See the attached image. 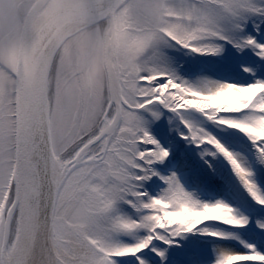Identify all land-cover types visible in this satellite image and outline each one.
Returning <instances> with one entry per match:
<instances>
[{
  "label": "snow or ice",
  "instance_id": "1",
  "mask_svg": "<svg viewBox=\"0 0 264 264\" xmlns=\"http://www.w3.org/2000/svg\"><path fill=\"white\" fill-rule=\"evenodd\" d=\"M0 264H264V0H0Z\"/></svg>",
  "mask_w": 264,
  "mask_h": 264
}]
</instances>
